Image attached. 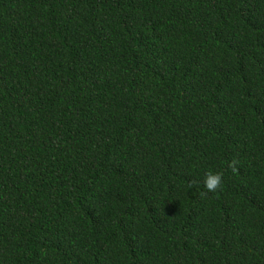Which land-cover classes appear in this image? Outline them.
<instances>
[{"label": "trees", "instance_id": "16d2710c", "mask_svg": "<svg viewBox=\"0 0 264 264\" xmlns=\"http://www.w3.org/2000/svg\"><path fill=\"white\" fill-rule=\"evenodd\" d=\"M0 264H264V0H0Z\"/></svg>", "mask_w": 264, "mask_h": 264}, {"label": "clouds", "instance_id": "9594fccd", "mask_svg": "<svg viewBox=\"0 0 264 264\" xmlns=\"http://www.w3.org/2000/svg\"><path fill=\"white\" fill-rule=\"evenodd\" d=\"M238 163L239 161L237 159H233L232 162L229 164V167L234 173L238 171L236 167ZM189 186L191 187L192 184L190 183ZM222 187H223L222 173H213L210 171L206 174L204 179V188L206 189L205 194H207V192L216 193L222 190Z\"/></svg>", "mask_w": 264, "mask_h": 264}]
</instances>
